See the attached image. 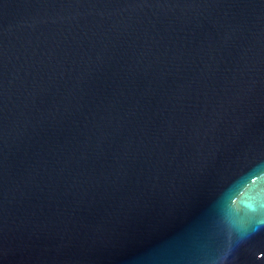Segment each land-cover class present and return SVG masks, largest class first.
Segmentation results:
<instances>
[{
	"label": "water",
	"instance_id": "1",
	"mask_svg": "<svg viewBox=\"0 0 264 264\" xmlns=\"http://www.w3.org/2000/svg\"><path fill=\"white\" fill-rule=\"evenodd\" d=\"M0 264H264V0H0Z\"/></svg>",
	"mask_w": 264,
	"mask_h": 264
}]
</instances>
